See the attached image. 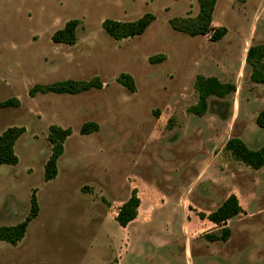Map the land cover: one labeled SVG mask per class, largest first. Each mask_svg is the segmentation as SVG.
<instances>
[{
  "label": "rangeland",
  "instance_id": "1",
  "mask_svg": "<svg viewBox=\"0 0 264 264\" xmlns=\"http://www.w3.org/2000/svg\"><path fill=\"white\" fill-rule=\"evenodd\" d=\"M155 20L135 38L113 40L106 19ZM198 0H0V135L24 127L17 165H0V227L21 223L37 190L39 216L18 245L0 241V264H264V167L254 170L225 150L231 138L264 145L256 124L264 85L254 84L248 49L264 45V0H217L213 24L227 35L176 32L170 20L194 18ZM77 19L76 45L52 36ZM163 55L151 64V57ZM135 81L134 93L117 82ZM198 76L236 85L208 99L200 117ZM100 78L104 88L78 94H37L36 85ZM94 122L99 130L82 135ZM72 129L46 182L51 126ZM137 188L143 202L126 228L115 216ZM236 195L243 213L229 220L228 241L210 242L223 226L206 216Z\"/></svg>",
  "mask_w": 264,
  "mask_h": 264
},
{
  "label": "trees",
  "instance_id": "2",
  "mask_svg": "<svg viewBox=\"0 0 264 264\" xmlns=\"http://www.w3.org/2000/svg\"><path fill=\"white\" fill-rule=\"evenodd\" d=\"M199 14L194 17H179L170 20V26L176 32L184 33L190 37L203 36L208 37L213 43L221 41L227 35V29L217 27L213 24V14L216 8L217 0H198ZM155 20L152 14H145L136 21H116L106 19L102 25L104 31L115 41L135 38L143 35L151 23ZM80 22L77 19L70 20L64 28L58 30L52 36V41L56 44L76 45L78 41L77 29ZM165 59L163 55L151 57V64L161 62ZM246 63L251 67V81L257 85H264V45L252 46L248 49ZM117 82L134 93L135 81L125 73L120 74ZM104 84L101 79L96 77L92 80H73L68 79L58 81L48 85H36L30 91V97L34 98L37 94H69L78 95L92 89H103ZM195 89L199 94L198 104L191 108V112L197 116H204L208 109V99L212 96L224 99L229 94L236 93L237 88L233 83H222L216 77L206 78L198 76ZM21 102L18 98H10L4 101L0 100V110L4 108H19ZM256 124L264 130V109L258 114ZM99 127L94 122L84 124L80 130L82 135H89L97 132ZM24 127H10L0 135V165H17L19 158L15 153V145L18 139L25 133ZM70 128L63 129L59 126H51L48 139L53 145L52 154L45 164L44 179L46 182L55 179L58 175V160L64 154V143L72 135ZM225 150L230 152L232 157L246 166L260 170L264 167V145L258 150H251L239 138H231L225 146ZM141 206V198L137 188L132 190L130 198L124 202L118 209L115 221L122 228H126L138 217V211ZM243 208L236 195L229 196L226 201L214 212L209 215L199 214L201 219L223 226L222 234H209L206 239L210 242L228 241L230 229L226 227L229 220L243 213ZM40 207L37 200V190H34L31 196V209L28 216L19 224L14 226L0 227V241L11 245H18L26 236L28 226L39 215Z\"/></svg>",
  "mask_w": 264,
  "mask_h": 264
},
{
  "label": "crops",
  "instance_id": "3",
  "mask_svg": "<svg viewBox=\"0 0 264 264\" xmlns=\"http://www.w3.org/2000/svg\"><path fill=\"white\" fill-rule=\"evenodd\" d=\"M61 157H62V156H61ZM61 157H60V158H61ZM60 158H59V159H60ZM58 161H59V160H58ZM58 173H59V171H58ZM57 176H58V175H57ZM56 178H57V177H56ZM53 180H54V179H53ZM139 196H140V194H139ZM140 197H141V196H140ZM142 204H143V202H142V200H141V206H142ZM141 206H140V208H141ZM39 207H40V206H39ZM140 208H139V210H140ZM39 214H40V212H39ZM38 216H39V215H38ZM38 216H37V217H38ZM35 219H36V218H35ZM137 219H138V218H137ZM137 219H136V220H137ZM136 220H135V221H136Z\"/></svg>",
  "mask_w": 264,
  "mask_h": 264
}]
</instances>
